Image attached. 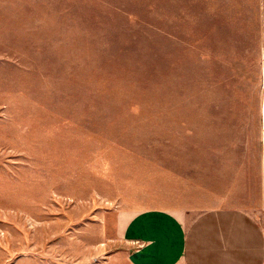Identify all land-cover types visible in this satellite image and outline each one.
I'll return each mask as SVG.
<instances>
[{"label":"rangeland","instance_id":"374dc122","mask_svg":"<svg viewBox=\"0 0 264 264\" xmlns=\"http://www.w3.org/2000/svg\"><path fill=\"white\" fill-rule=\"evenodd\" d=\"M263 104L264 0H0V264H128L118 215L227 201Z\"/></svg>","mask_w":264,"mask_h":264},{"label":"crops","instance_id":"0c3cea01","mask_svg":"<svg viewBox=\"0 0 264 264\" xmlns=\"http://www.w3.org/2000/svg\"><path fill=\"white\" fill-rule=\"evenodd\" d=\"M261 115L264 126V107ZM251 171L227 179L221 188L227 201L217 206L120 213L117 226L127 263L264 264V140Z\"/></svg>","mask_w":264,"mask_h":264},{"label":"water","instance_id":"95a60500","mask_svg":"<svg viewBox=\"0 0 264 264\" xmlns=\"http://www.w3.org/2000/svg\"><path fill=\"white\" fill-rule=\"evenodd\" d=\"M263 107H264V104H263Z\"/></svg>","mask_w":264,"mask_h":264}]
</instances>
